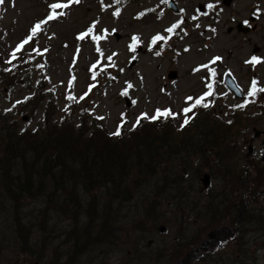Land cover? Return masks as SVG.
<instances>
[{
  "label": "rangeland",
  "instance_id": "1",
  "mask_svg": "<svg viewBox=\"0 0 264 264\" xmlns=\"http://www.w3.org/2000/svg\"><path fill=\"white\" fill-rule=\"evenodd\" d=\"M175 1L181 12L171 10L162 0H135L121 8V2L115 4L114 0H103V5L101 0L72 3L68 8L57 9L65 15L44 25L11 64H6L10 54L30 35V29L37 22L46 19L51 11L49 5L67 3L68 0H14V4L13 0H4L0 5V72H4V66H9L12 72H5L0 77V114L13 123L5 131L9 137L15 133L20 135L24 128L30 132L35 131L36 125L40 126L37 129L44 128L46 115H49L50 126L59 125L63 119L69 118L74 126L81 121L85 126L81 131L98 129L102 136H109L117 128L122 113L133 123L140 113L151 116L156 109L170 108L177 113L175 120L171 119L172 126L157 124L165 129V133H149L155 135L159 144L166 139L172 140V144H184L182 152L167 158L160 168L164 167L167 173L182 170L185 179L179 184L181 189L175 193L181 198L177 201L172 197L169 199L170 193L168 197L161 194L163 174H155L151 180L140 179L128 195L122 193V197L112 205L104 195L106 188L91 191V194L83 189L82 192L87 194L82 196V201L89 200L91 207L88 209L84 205L80 210L66 205L57 196L51 197L47 203V196H44L49 191L47 186L42 187L41 195L36 198L22 196L23 202L19 204L2 191L0 264H17L18 261L27 264H183L181 261L187 254L193 256L184 264H223L214 261L212 256L223 250L230 251L226 244H222L230 227L224 226L223 221L208 228L201 223L209 210L207 189L201 185L202 173L212 174L210 185L213 188L218 185L220 164H228V171L243 175L234 190L228 182L232 173L225 177L227 184L221 182L220 188L217 186L220 195L216 199V209L232 198L231 193L233 197L250 200L254 163L263 171L259 189H264V167L258 160L262 157L259 150L264 148V134L261 135L264 104L260 108L253 105L242 113L235 112L234 117L241 114L250 117L245 120L250 125L245 129V124H241L239 128L241 156L236 161L228 159L225 163L216 159L210 166H204L199 175V167L207 163L200 151H190L191 146L184 143L181 136L187 132L175 130L183 122L181 109L190 105V101L185 100L186 96H201L206 85H216L217 81L212 80L208 69L193 71L214 57L222 58L212 65L217 75L226 69L235 75L245 90L251 87L254 77L258 85L264 87V0H230L228 5H223L221 0ZM198 4L204 5L202 12L197 9ZM117 8L120 9L119 16L113 15ZM148 8H152L153 15L146 13ZM244 20L248 22L242 24ZM95 21L99 23L92 33L78 39ZM177 22H180L178 28L173 32L166 31ZM158 34L166 39L153 42L152 38ZM134 35L139 37L138 42L133 41ZM93 36H105L106 39L97 41ZM35 48L43 54L34 52ZM45 48L47 52H43ZM155 51L160 55L157 56ZM109 56H112V61L107 59ZM253 56L261 60L255 67L245 63ZM98 59L101 63L97 70L89 71L88 67ZM102 64H106L107 69H102ZM171 70L176 71L177 78L168 80L167 72ZM100 78L97 89L91 90L87 86V82ZM70 80L72 84L69 87ZM42 82L45 91L40 92L46 93L38 94L36 90L35 99L26 102L25 98L34 92L35 85ZM216 91L225 92V88L220 85ZM68 92H72L78 102L75 100L72 111L64 118L62 111ZM82 96L84 98L80 99ZM21 100L24 101L17 103ZM204 102L210 107V112H207L210 119L220 116L217 111L222 109V103L225 106L238 103L230 95L215 99V91ZM81 110L82 117H79L77 114ZM24 115H27L26 120H23ZM144 122L149 125L146 120ZM223 128L226 135L235 131L234 127ZM172 130L174 132L167 136ZM145 131L147 129L143 127L132 132L124 128L121 139H127L120 143L121 148L117 151L125 154L128 162L135 159L136 151L134 137L128 136L129 132L143 143L144 149L140 152L143 154L147 149L142 135ZM2 134L0 130V156ZM117 137L113 140H121ZM250 143L256 154L245 157ZM16 161L15 168L8 175L24 171L21 158L16 157ZM185 164L187 168L182 166ZM118 177L109 175V180ZM260 200L264 201V197L261 196ZM224 205L222 209L226 213L233 211L228 201ZM74 218L79 220V224L74 223ZM161 224L164 225L163 231L159 229ZM174 247L180 249L175 255L172 254ZM204 255L206 258L199 260ZM208 258L213 261H208ZM256 258V261L249 260L248 264H264V247Z\"/></svg>",
  "mask_w": 264,
  "mask_h": 264
},
{
  "label": "trees",
  "instance_id": "2",
  "mask_svg": "<svg viewBox=\"0 0 264 264\" xmlns=\"http://www.w3.org/2000/svg\"><path fill=\"white\" fill-rule=\"evenodd\" d=\"M132 1L135 0H125V2ZM3 70L4 72H0V77L5 75V72L8 73L7 69ZM10 73L12 72L10 71ZM94 81L98 83L101 78ZM32 97L35 99L34 94ZM209 109L207 107L205 109L195 108L190 122L182 129L175 130L177 132L182 130L187 132L181 136L184 143L191 146L190 151H200L199 154L207 163L199 167L198 175L204 171V166H210L216 159L221 163H225L228 159L231 162L236 161L241 156L239 147V140L242 137L239 131L240 125L245 124V129L247 125H250L248 121H245L250 117L244 114L237 117H234L235 114L229 115V119L222 115L210 119L207 113L210 112ZM144 120L141 119L140 123L131 130L134 131L140 127L147 129L148 132L145 131L142 134L147 149L143 154H140L144 149V145L133 133H130L132 132L130 130L128 136L133 135L136 151L135 159L128 162V157L121 151H117L120 143L127 139H121L122 131H120L121 134L118 137L116 135L102 136L98 129L81 131L85 127L81 121L80 124L74 126L73 120L69 118L63 119L60 125L50 126L49 115H46L44 117V128L37 129L39 126L34 132L23 129L20 135L15 133L12 137H9L6 132L13 123L0 114V130L3 132L1 139L2 154L0 156V194L3 191L4 195L9 196L19 204L23 202L22 196L36 198L39 194L41 195L42 187L46 188L47 186L49 191L45 192L46 195H44L47 196V203L51 197L57 196L68 206L73 205L80 210L82 206L86 205L89 209L91 207L90 201H82V196L87 192L91 194V191L106 188L104 195L112 205L122 197V193L124 196L128 195L132 190L131 187L138 183L140 179L151 180L155 174H163L161 178L163 192L161 194L168 197L170 193L169 199L172 197L175 201L180 200L181 198H178L175 193L181 189L179 184L185 181L183 171L172 170V173H167L164 167H160L166 162L167 158L180 154L184 144L179 142L172 144V140L168 141L167 139L159 144L156 142L155 135L149 133L152 131L165 133L164 128L156 125L169 124L172 126L173 122L170 118L165 120L164 117H161L158 123L146 120L149 125H146ZM224 126L227 129L234 127L235 131H231L229 135H226L224 134ZM245 129L243 128V130ZM172 132L174 130L169 131L167 136ZM113 137L121 140L114 141ZM185 150L186 148H184V152ZM31 154L38 155L40 159L36 157L33 159L30 156ZM16 157L21 158L24 171L19 174L8 175L7 173L12 171L17 164ZM30 160L32 162L27 163ZM120 160L122 162L118 163L117 161ZM261 163L264 167V162ZM182 166L187 168L186 164ZM227 166L228 164L224 166L220 164L217 186L220 188L221 182L227 184L225 177L227 174L232 173V176L228 178V182L231 190H234L239 186L243 175L235 171H228ZM253 169L255 176L253 186L249 189L252 190L249 195L250 198L261 187L259 178L260 174L263 175L262 169L257 168L255 163ZM3 170H5L4 173H2ZM109 175L111 177L112 175H119V177L109 180ZM217 186L214 188L211 186L207 189L209 214L206 213L207 217L201 223L207 228L213 227V225L218 226L221 221L229 227H233L236 222L237 224L234 237L226 239L222 243L226 244L230 251L225 252L223 250L216 253V256H212L213 260L223 264H248L249 260L256 261L258 251L264 247V202L255 199V202L256 200L257 202L252 205L246 203L247 199L240 196L233 197L231 193L232 198L224 201L223 205L228 201L233 207V211L226 213L225 209H222L223 205L216 209V199L220 195ZM83 189L87 191L85 194L82 192ZM224 207L227 208L226 205ZM74 223L79 224V220L74 218ZM77 242H79V238H77ZM178 249L174 247L172 254L177 252ZM205 258L204 255L199 260L203 261ZM207 260L213 261L210 258ZM202 264L204 263L202 262Z\"/></svg>",
  "mask_w": 264,
  "mask_h": 264
},
{
  "label": "snow or ice",
  "instance_id": "3",
  "mask_svg": "<svg viewBox=\"0 0 264 264\" xmlns=\"http://www.w3.org/2000/svg\"><path fill=\"white\" fill-rule=\"evenodd\" d=\"M81 0H68L67 3H53L51 5H49L51 11L49 13V15L46 17L45 20L43 21H39L37 22L31 29H30V35L27 36L20 44H18L16 46V48L12 51V53L10 54L11 58L8 61V63H11L12 60H15L17 58V54L21 52V50L24 48V45L28 44L30 41H32L33 37L37 36L38 33L41 31L42 27L44 25H46L49 21L55 20L57 18H59L60 16L65 15V13L63 11H56L57 9H65L68 8L70 6V4L72 3H80ZM102 5H103V0H101ZM121 2V0H115V3L119 4ZM162 2H166V0H162ZM4 3V0H0V5H2ZM13 4H14V0H13ZM209 7H211V5H209ZM120 14V9L117 8L116 12L113 13V15L115 16H119ZM139 15H143V13H140ZM99 23V21H95L93 22V25L90 26V28L88 29L87 32L85 33H81L78 36V39H84L85 36L90 35L92 33V31L94 30L96 24ZM245 23H247L245 21ZM180 22H177L176 24L172 25V27L166 29L167 32H173L176 28L179 27ZM104 32H107V29L103 30ZM94 40H100V39H106L105 36H93ZM134 42H138L139 41V37L138 36H133L132 37ZM153 42L158 41V40H165L166 37L161 36V35H157L155 37L152 38ZM133 50L135 45L132 46ZM186 51L188 49H185ZM34 52L38 53V54H43L41 52V50L39 48H35L33 49ZM48 49H44L43 52H47ZM97 51L99 52L100 49L99 47L97 48ZM156 55L159 56L160 52H156ZM107 59L109 61H112V56L107 57ZM222 58L221 57H214L208 64H202L199 65L197 68L193 69L194 72H198L201 69H208L209 71V76L212 78L213 81H215V77L217 75L216 69L214 67H212V65H214L217 61H220ZM245 63L247 64H251L253 67H255L257 64L261 63V60L259 57L253 56L251 57L250 60L245 61ZM114 66V65H112ZM38 67L43 68L44 65H38ZM93 68H95V65H93ZM230 74V73H229ZM95 78V77H93ZM75 79V77H73V80ZM258 80L254 77L252 82H251V88L249 91V95L250 96H256L257 93H264V87H258ZM72 84V80L69 81V85L71 86ZM207 88L209 89L208 91H206L205 93H203L200 97L197 98H193V97H187L186 100L187 101H194V103H191L189 105V107H186L184 109H182V112L184 114V121L183 124L186 125L190 122L191 117L188 115L189 113L193 112V109H195L197 106H203V107H208L209 105L207 103H205V99L206 97L212 96L214 95V92L212 91L213 89V84L209 83L208 85H206ZM129 87H131V85L129 84ZM49 91H52V89H50ZM84 97H80V99H83ZM27 99V98H26ZM69 100H75L76 97L69 95L68 96ZM17 103H21V101H17ZM244 105H236L235 107H243ZM67 110V109H65ZM6 111H11V109H6ZM177 115V113H174L170 108L169 109H156V112L154 115L149 116L147 113H142L140 117H137L136 120V124L133 125V128H135L141 121V119H150L152 121H156L158 119H160L161 117H175ZM99 119H104V117H99ZM124 119V114H122V120ZM229 123H231L229 121ZM183 126V125H182ZM120 126H118L117 131L112 133V135H120Z\"/></svg>",
  "mask_w": 264,
  "mask_h": 264
},
{
  "label": "water",
  "instance_id": "4",
  "mask_svg": "<svg viewBox=\"0 0 264 264\" xmlns=\"http://www.w3.org/2000/svg\"><path fill=\"white\" fill-rule=\"evenodd\" d=\"M225 3L228 4V1H225ZM169 6L172 9L176 10V6H175V3L173 2V0H169ZM199 8L202 9V6H199ZM167 76H168V78H175L177 76V73H176V71L171 70L168 72ZM226 83L228 84L229 88L235 92L236 95L239 94V88H238L237 84L235 83V81L233 80L232 77L227 75ZM251 151H252V146L250 145L249 146V152H251ZM201 182H202L203 188H206L209 185L210 177H209L208 173L203 174V176L201 178ZM161 229H163V228H161ZM203 247H204V245H202L201 248H203ZM198 249H200V248H198ZM192 256H193V254H187L186 258L183 259L181 262L184 264Z\"/></svg>",
  "mask_w": 264,
  "mask_h": 264
},
{
  "label": "flooded vegetation",
  "instance_id": "5",
  "mask_svg": "<svg viewBox=\"0 0 264 264\" xmlns=\"http://www.w3.org/2000/svg\"><path fill=\"white\" fill-rule=\"evenodd\" d=\"M222 1V0H221ZM223 4V3H222ZM251 17H255L254 15H250ZM247 20L248 21H251V19L249 18H247ZM248 21H246V22H248ZM243 23H245V20L242 22V24ZM246 24V23H245ZM226 74V73H225ZM225 74H223V75H225ZM223 81H224V77H223ZM248 93H249V91H248V89H247V91H246V93L244 92V96H246V95H248ZM228 95H232L233 96V94L232 93H230V92H228ZM261 96H262V98H264V93H261ZM261 131H263V133L261 134V135H263L264 134V129L263 130H261ZM264 140H262V142H263ZM253 152H254V150H253ZM256 154V153H255ZM253 155V154H252ZM246 157V156H245ZM264 158V153L262 154V158L261 159H263ZM264 197V189H260L259 190V193H258V196H254V197H252V199L250 200V204H252V205H254V202H255V199H260V197ZM257 200H256V202H257ZM255 202V203H256ZM257 206H258V203H257ZM17 264H27V263H25V262H21V261H18L17 262Z\"/></svg>",
  "mask_w": 264,
  "mask_h": 264
},
{
  "label": "bare ground",
  "instance_id": "6",
  "mask_svg": "<svg viewBox=\"0 0 264 264\" xmlns=\"http://www.w3.org/2000/svg\"><path fill=\"white\" fill-rule=\"evenodd\" d=\"M30 156H31L32 158L36 157L37 159H40V157H39L38 155H36V154H31ZM36 162H37V160H36Z\"/></svg>",
  "mask_w": 264,
  "mask_h": 264
}]
</instances>
